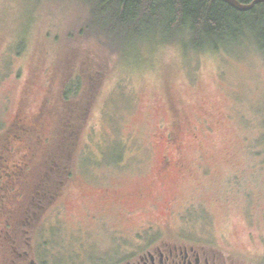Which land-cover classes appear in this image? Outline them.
I'll use <instances>...</instances> for the list:
<instances>
[{
    "label": "rangeland",
    "instance_id": "rangeland-1",
    "mask_svg": "<svg viewBox=\"0 0 264 264\" xmlns=\"http://www.w3.org/2000/svg\"><path fill=\"white\" fill-rule=\"evenodd\" d=\"M91 10L89 0H0V174L24 160L29 200L62 182L58 198L31 208L43 212L24 214L41 222L30 237L50 264H119L150 240L264 264V47L248 36L193 49L180 34H102ZM170 159L181 171L166 170ZM113 183L144 193L104 224L94 217Z\"/></svg>",
    "mask_w": 264,
    "mask_h": 264
},
{
    "label": "flooded vegetation",
    "instance_id": "flooded-vegetation-1",
    "mask_svg": "<svg viewBox=\"0 0 264 264\" xmlns=\"http://www.w3.org/2000/svg\"><path fill=\"white\" fill-rule=\"evenodd\" d=\"M20 132L24 134V120L20 121ZM19 126L18 123L16 124ZM15 132L16 127H14ZM13 136V140L19 141L20 137L17 133H9ZM9 150V148H6ZM13 150V148H12ZM11 150V151H12ZM24 155V154H23ZM0 158L2 156L0 155ZM6 158V157H5ZM24 158V156H23ZM4 160V158H3ZM8 160V159H7ZM7 160L5 162H7ZM50 166L59 167L56 165V162L49 161ZM166 165V170L170 169L171 171H181L180 164L175 163L173 160L163 161ZM55 163V164H54ZM184 166V165H183ZM9 173L4 172L0 174V192L1 196L5 191V188H8L9 185H12L14 188V198H9V202L5 200V203H0V264H50L49 260L44 255L42 241L35 240L33 241L32 236L29 235V228L31 232H40L41 222L38 223V215L40 211L32 209L34 207L43 208V201L46 197L52 196L51 199L54 200L58 198L60 194V189L62 182L57 186L56 191L49 195L45 193H39L36 191V195L29 200L28 196L24 197L26 190L28 191L29 182L28 175L24 173L26 167H24V160H19V162L10 165ZM166 170H160L157 174H163ZM8 180V181H7ZM32 180V179H31ZM41 180V181H40ZM36 179L33 189L42 184L43 178ZM18 186V187H17ZM19 188V189H18ZM25 189V190H24ZM32 189V193L34 192ZM49 190V189H48ZM7 192V191H6ZM142 191H123L119 188L118 184L113 183L108 187L103 189L104 199L111 206L107 208V211L101 214L99 217H94L97 221H102L104 224L108 222L110 214L121 215L120 205L122 204L121 199L127 197L129 199H137L140 195H143ZM27 195V193H26ZM39 195V196H38ZM0 196V197H1ZM3 198V197H2ZM36 199V200H35ZM10 206L8 207V204ZM12 203V204H11ZM55 204V201L52 202ZM44 209V208H43ZM43 212V211H41ZM38 214L35 216V224L29 223V216L24 219V214ZM110 218V217H109ZM41 221V220H40ZM100 222V223H102ZM29 224V225H28ZM37 235V234H36ZM140 233H135L134 236H139ZM40 236V234L38 235ZM133 236V238H134ZM124 237V236H123ZM135 241L132 242V244ZM142 247L139 244L135 245L136 249L133 255L122 256L119 264H227L226 260L220 256H217L215 253H212L209 250L204 249V245H191V244H180L173 241H147ZM123 248L127 245H121ZM120 246V247H121ZM121 247V248H122Z\"/></svg>",
    "mask_w": 264,
    "mask_h": 264
},
{
    "label": "trees",
    "instance_id": "trees-1",
    "mask_svg": "<svg viewBox=\"0 0 264 264\" xmlns=\"http://www.w3.org/2000/svg\"><path fill=\"white\" fill-rule=\"evenodd\" d=\"M100 32L179 36L184 46L202 49L215 40L248 36L264 47V3L238 11L221 0H89ZM249 3L252 0H239ZM102 29V30H101ZM187 36V39H186ZM109 38V36L107 37ZM178 38V37H177ZM188 48V47H187Z\"/></svg>",
    "mask_w": 264,
    "mask_h": 264
},
{
    "label": "water",
    "instance_id": "water-1",
    "mask_svg": "<svg viewBox=\"0 0 264 264\" xmlns=\"http://www.w3.org/2000/svg\"><path fill=\"white\" fill-rule=\"evenodd\" d=\"M221 1L227 3L228 5H230L231 7H233L234 9L238 11L250 10L253 7V5L258 2L264 3V0H252L249 3H243V2H240L239 0H221Z\"/></svg>",
    "mask_w": 264,
    "mask_h": 264
}]
</instances>
